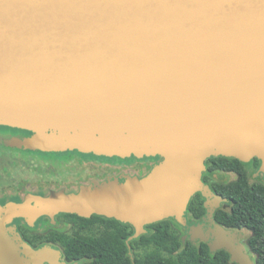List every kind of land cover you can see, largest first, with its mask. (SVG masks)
Wrapping results in <instances>:
<instances>
[{
    "label": "water",
    "instance_id": "obj_1",
    "mask_svg": "<svg viewBox=\"0 0 264 264\" xmlns=\"http://www.w3.org/2000/svg\"><path fill=\"white\" fill-rule=\"evenodd\" d=\"M0 125L32 132L5 141L19 149L161 158L142 177L6 202L0 264L54 263L18 217L98 214L133 239L165 218L185 224L200 192L212 218L227 198L202 181L208 157L258 158L264 176V0H0ZM241 235L200 224L183 240L254 264Z\"/></svg>",
    "mask_w": 264,
    "mask_h": 264
},
{
    "label": "trees",
    "instance_id": "obj_2",
    "mask_svg": "<svg viewBox=\"0 0 264 264\" xmlns=\"http://www.w3.org/2000/svg\"><path fill=\"white\" fill-rule=\"evenodd\" d=\"M77 152V151H75ZM23 153L40 154L41 156H59L61 153L43 152L40 150H25ZM106 158V157H103ZM110 159L120 160L118 157ZM147 162L161 160L159 156L143 158ZM134 156L122 161L143 160ZM260 160L253 158L242 162L234 157L218 156L212 161V171L236 173L231 181L210 182L211 175L204 173L202 181L212 186L213 190L226 197L230 209H217L215 220L228 228L250 230L247 239L248 247L254 254V264H264V180L257 176L251 181L254 173H258ZM204 197L200 192L195 193L189 200L186 215L191 219L201 217L206 209ZM84 222V244L68 242L63 244L68 250L84 247V264H237L232 261L225 249L211 251L205 241L192 242L183 240V226L174 218H165L145 225L146 232L129 239L134 233L130 223L93 214L82 218L76 214H63ZM18 231L34 248L50 242L52 239V224L47 217H41L35 226H29L22 219H16ZM47 224L44 229L39 228ZM99 231H94V229Z\"/></svg>",
    "mask_w": 264,
    "mask_h": 264
},
{
    "label": "flooded vegetation",
    "instance_id": "obj_3",
    "mask_svg": "<svg viewBox=\"0 0 264 264\" xmlns=\"http://www.w3.org/2000/svg\"><path fill=\"white\" fill-rule=\"evenodd\" d=\"M31 133L32 132L25 130V129L6 126V125H0V155L6 156L7 153H10L11 155H17L19 153H23V149L8 146L5 143V141L7 139H11L12 137L24 138L26 136H30ZM55 153H61V154L59 156H49L54 159L53 163L57 162L58 164H61L62 166L64 165V163H67V164L68 163L71 164L72 162L77 163L75 164L77 166V171H75V173L72 176H70L73 179L71 180V182L68 181L67 176L66 177L64 176V173H55L50 176L49 174H46V173L44 175H39V177L37 178V185H36L37 188H29L26 185V183L17 182L13 190H10L8 192H3L0 195V206L4 205L8 201L21 202L24 200L25 195L28 193L37 194L40 196H47L52 190L59 191L61 189L64 190L65 193H78L80 191V188L83 185H92V181L94 179L98 180L99 182H104V181L114 179V178H118L119 181H123L125 179V176L127 175L142 177L150 171L154 163L158 162V161L148 162L147 167L141 166L140 168H135L134 166H131L132 163L129 164V162L122 161L126 158L132 157L133 155L129 157H125V158L118 157L120 158V160H116V159H110V158L117 157V156L108 157V156H103V155H95L93 153L80 152L76 149L58 151ZM29 154H32V153H29ZM218 156H222V155H212L205 160V163H204L205 169L202 172V176L204 173L210 174L211 175L210 182H212L211 180L212 178H213V181L227 182L225 181L226 179L225 173H233L235 174V178H236V173L233 171L218 172V171L211 170L210 165L212 161L214 162V160ZM103 157H106V158H103ZM145 157L146 156L142 158H138V159H143ZM2 168L6 169L7 166L6 167L2 166ZM132 170H136V173L132 172ZM255 174L260 177L262 176L264 180V176L262 173H254L253 176H255ZM208 185L211 188V190L215 194H217L213 190L212 186L210 184ZM203 205H204V201H203ZM205 209H206L205 214L199 218L196 217L192 219V222H191V219L186 215L187 209L185 210L184 216L186 218V223L181 224L183 226V231H184L183 236H187L188 231L191 226H197L201 224L203 229L207 230L214 223H218L214 218V213H213L212 218H209L207 208L205 207ZM217 209H225V210L230 209L228 200L226 199V201L221 202L219 206L215 208L214 212ZM64 213L66 212L57 213L53 219L48 216H41V217H47L49 222L52 224V227H51L52 239L50 240L49 243L45 245L50 246L51 248L54 249L53 250V262H54L53 264H84L88 260V259H84V247L82 248L76 247L72 250H68L63 244V239L65 238L67 242L70 239H74L75 241L74 243L84 244V240H82L84 238V222L78 219H75V218L66 217L63 215ZM66 214H74V213H66ZM41 217H39L35 221V224L33 226L37 224L38 220ZM16 219H22L24 222L25 220L24 218L18 217V218H14L13 221L11 222V224L16 225V229L18 231V225L15 222ZM46 227H47V224H44L43 226H39V228L41 229H44ZM225 228H228V227H225ZM228 229L242 233V229H245V228H240V229L228 228ZM183 236H182V239H183ZM241 237L242 235L238 238V242L240 243H242V241H240ZM186 239H188V237H186ZM211 239L212 238H209L208 241H210ZM197 241H202V240H197ZM197 241H194V242H197ZM243 245L245 247V251L250 253L246 249L245 244ZM44 264H50V263L44 262Z\"/></svg>",
    "mask_w": 264,
    "mask_h": 264
},
{
    "label": "rangeland",
    "instance_id": "obj_4",
    "mask_svg": "<svg viewBox=\"0 0 264 264\" xmlns=\"http://www.w3.org/2000/svg\"><path fill=\"white\" fill-rule=\"evenodd\" d=\"M53 162V158L41 156L40 154L19 153L17 155H11L7 153L6 156L0 155V195L3 192L13 190L17 182L26 183L29 188H37V178L39 175H44L45 173L49 174V176L55 173H64V176H67L68 181L71 182L73 179L70 176L77 171V166L75 165L77 163H64L62 166L57 162ZM129 164L135 168H140L141 166L147 167L148 162L145 159L132 160ZM2 166H7V170L2 168ZM132 172L136 173V170H132ZM225 176V181L235 179V174L233 173H225ZM255 179H257L256 174L250 178L251 181H255ZM259 179L262 180L263 177L261 176ZM94 231L97 232L99 230L96 228ZM242 233L240 241H242V243L244 242L243 244H245L246 249L250 252L251 256H253L254 254L247 244V239L251 232L248 229H242Z\"/></svg>",
    "mask_w": 264,
    "mask_h": 264
}]
</instances>
